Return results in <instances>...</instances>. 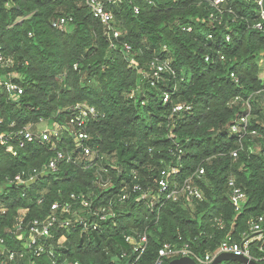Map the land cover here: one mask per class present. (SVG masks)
<instances>
[{
	"label": "trees",
	"instance_id": "1",
	"mask_svg": "<svg viewBox=\"0 0 264 264\" xmlns=\"http://www.w3.org/2000/svg\"><path fill=\"white\" fill-rule=\"evenodd\" d=\"M108 7L123 32L116 46L85 0H0V51L15 60L12 68H0V75L13 73L23 87L11 99L0 85V132L10 130L12 122L20 127L40 117L67 122L76 104H90L98 116L88 120L87 131L105 155L96 161L107 168L100 184L96 166L62 161L57 172L46 171L20 187L6 180L24 169L41 168L54 152L35 142L14 157L0 147V205L5 208L0 211V234L8 247L25 250L28 222L46 215L54 201H65L71 193L95 194V204L117 201L124 185L130 193L127 202L116 205L117 218L95 231L55 228L53 255L27 253L12 261L2 256L0 264H130L136 253L126 235L144 233L146 247L135 264H155L165 242L187 243L204 258L227 235L240 243L253 237L250 222L264 217V30L254 27L260 20L256 4L227 0L221 24L210 21L214 9L207 0H123ZM61 17L68 20L54 26ZM124 42L130 50L123 49ZM155 57L168 60L174 73L165 71L152 85L145 74ZM164 92L170 93L169 102L163 101ZM237 96L241 100L234 101ZM179 103L191 109L174 112ZM246 112L248 132L240 138L230 125ZM57 145L66 154L79 153L71 133ZM173 167L178 171L160 192L162 172ZM199 167L204 173L194 175ZM192 175L203 199L166 197ZM231 178L244 200L232 199ZM135 183L141 185L140 192H159V203L136 200ZM20 209L27 211L17 236L9 229ZM62 236L66 240L59 244ZM262 245L254 240L249 249L264 264ZM123 252L127 259L114 262ZM172 259L164 258L162 264Z\"/></svg>",
	"mask_w": 264,
	"mask_h": 264
},
{
	"label": "built area",
	"instance_id": "2",
	"mask_svg": "<svg viewBox=\"0 0 264 264\" xmlns=\"http://www.w3.org/2000/svg\"><path fill=\"white\" fill-rule=\"evenodd\" d=\"M123 0H85L86 5L90 8L93 16L102 22L106 28V36L112 41V46L117 45V41L120 40L123 32L118 28L116 15L112 9L108 7V4H118ZM132 1V0H129ZM148 3H153V0H145ZM214 11L210 14V21L212 24H221L223 20V14L226 12L224 7L227 0H207ZM259 9L260 20H258L254 27L260 31L264 30V0H251ZM134 11L136 14L140 12L139 6L134 5ZM71 18H69L70 20ZM68 20L66 17H61L53 22L54 26H63ZM185 30L191 31V27H184ZM209 38L213 35L210 33ZM227 40H230V36H226ZM123 49L126 51L130 50V45L127 42L123 43ZM166 49V48H164ZM224 58V57H222ZM206 61L209 60V55L205 57ZM15 64V60L11 56H7L0 51V68H12ZM261 64H264V59H261ZM77 68V65L75 66ZM150 72L145 74L146 77L151 78V84L154 85L155 81L161 77L165 71H174L169 65V61L162 59L161 57H155L150 62ZM232 78H236L234 72L231 74ZM15 75L8 73L7 77L0 75V85L4 86L10 93L11 99H17L23 93V87L14 81ZM264 79V71L261 74ZM264 91V88H263ZM131 95H134L132 92ZM163 101L169 102L171 95L169 92H164L162 95ZM241 100L240 97H235L234 101ZM144 103V102H143ZM248 106V103H245ZM191 107L185 104L179 103L175 106L174 112H180L184 110H190ZM74 114L69 118L67 122H52L50 119L40 117L39 121L35 124L29 123L20 127H16V123L10 124L11 129L0 132V147L4 148L6 152L16 157L19 155L22 149L27 148L30 144L38 142L49 145V150L54 152L49 158L47 163L43 164L41 168L34 167L32 169H24L14 176L6 180V184H12L20 187H28L36 178L41 177L46 171L57 172L59 170L60 162L66 161L69 163H75L81 165L83 168H89L92 166L97 167L99 172V182H104L102 172H106L107 168L104 165L99 164L96 158L103 159L105 155L99 154L98 145L92 142V136L87 131L88 120L90 118H96L98 116V110L95 106L87 103H78L72 108ZM250 112V106L248 107ZM249 112L239 114L238 117L230 125V131L233 134H237L240 138L245 136L248 132V125L250 122ZM2 122V121H0ZM65 133H71L73 141L75 143L76 151L79 153H65L62 149H58V142L62 140ZM252 135L257 136L258 133L252 130ZM48 150V151H49ZM181 152V150L179 151ZM264 156V148L262 149ZM234 157L238 156V150L232 152ZM95 158V159H94ZM178 168L173 167L170 170L163 171L162 177L159 180L160 192H164L168 189L169 177L172 173H176ZM204 173V168L199 167L194 175ZM192 175L190 178L185 180L181 186H176L175 189L171 190L166 194L167 198L172 200H180L183 196L203 199V193L198 186L193 182ZM133 179L137 180V172L134 170ZM229 186L232 190V199L234 201H240L245 199L243 190L235 184V179L229 180ZM127 185H124L121 189L117 201L111 199L108 203H97L95 194L85 193H71L65 201H54L46 215L41 218H34L28 222L27 237L24 242L25 250H18L16 248H10L6 244L5 238L0 234V257L3 256V260L12 261L18 257H23L27 253L35 256H39L44 253L53 255L54 244L52 242L53 232L55 228H66V229H81L82 232H92L100 227V224L108 220H115L118 216L116 205L119 203H125L130 198V193L126 191ZM142 189L139 183H135L133 186V192L138 193V201L147 202L150 206H154L160 201V194L152 193L148 194L145 191L140 192ZM0 211L5 212V208L0 205ZM27 209H20L19 214L16 218V223L13 228L9 229L10 232L19 236L22 234L24 229V215ZM264 217L260 216L257 220L250 222V232L254 234L253 237L246 239L243 243L236 242L230 235H227L221 242L218 250L214 253L208 252L204 258L197 257L190 249L187 243L183 245H177L172 242H165L159 249V256L155 264H162L164 258H177L181 256H190L199 264H210L213 259L221 253H232L238 256H246L250 259L258 261L250 251L249 246L252 241L260 240L263 244L261 250H264V228H263ZM222 225V223H220ZM24 233V232H23ZM66 240L65 236H62L59 240V244H63ZM126 241L132 245L133 251L136 253V259L130 260V264H135L140 254L145 250L147 236L146 234H139L135 236L133 234L126 235ZM128 253L123 252L120 256H116L115 260L120 261L127 259ZM73 264H80L79 261H75ZM115 264V263H112ZM228 264H242L237 261H229Z\"/></svg>",
	"mask_w": 264,
	"mask_h": 264
},
{
	"label": "water",
	"instance_id": "3",
	"mask_svg": "<svg viewBox=\"0 0 264 264\" xmlns=\"http://www.w3.org/2000/svg\"><path fill=\"white\" fill-rule=\"evenodd\" d=\"M223 261H237L242 264H261L260 262L250 259L246 256H238L232 253H221L216 256L210 264H221ZM169 264H199L190 256H181L173 258Z\"/></svg>",
	"mask_w": 264,
	"mask_h": 264
},
{
	"label": "rangeland",
	"instance_id": "4",
	"mask_svg": "<svg viewBox=\"0 0 264 264\" xmlns=\"http://www.w3.org/2000/svg\"><path fill=\"white\" fill-rule=\"evenodd\" d=\"M229 261H223L222 264H228Z\"/></svg>",
	"mask_w": 264,
	"mask_h": 264
},
{
	"label": "crops",
	"instance_id": "5",
	"mask_svg": "<svg viewBox=\"0 0 264 264\" xmlns=\"http://www.w3.org/2000/svg\"><path fill=\"white\" fill-rule=\"evenodd\" d=\"M258 262H259V259H258Z\"/></svg>",
	"mask_w": 264,
	"mask_h": 264
}]
</instances>
